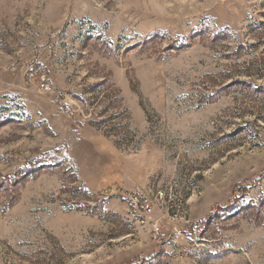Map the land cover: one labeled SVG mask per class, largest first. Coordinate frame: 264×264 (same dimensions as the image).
Here are the masks:
<instances>
[{
    "label": "rangeland",
    "instance_id": "374dc122",
    "mask_svg": "<svg viewBox=\"0 0 264 264\" xmlns=\"http://www.w3.org/2000/svg\"><path fill=\"white\" fill-rule=\"evenodd\" d=\"M0 264H264V0H0Z\"/></svg>",
    "mask_w": 264,
    "mask_h": 264
},
{
    "label": "built area",
    "instance_id": "2783aa9c",
    "mask_svg": "<svg viewBox=\"0 0 264 264\" xmlns=\"http://www.w3.org/2000/svg\"><path fill=\"white\" fill-rule=\"evenodd\" d=\"M134 201H135V203L138 202V196L137 197L134 196ZM146 208H147V206H146Z\"/></svg>",
    "mask_w": 264,
    "mask_h": 264
},
{
    "label": "trees",
    "instance_id": "16d2710c",
    "mask_svg": "<svg viewBox=\"0 0 264 264\" xmlns=\"http://www.w3.org/2000/svg\"><path fill=\"white\" fill-rule=\"evenodd\" d=\"M218 209L222 210L223 208H218ZM223 210H224V209H223Z\"/></svg>",
    "mask_w": 264,
    "mask_h": 264
}]
</instances>
